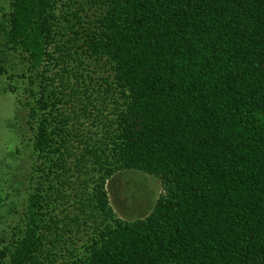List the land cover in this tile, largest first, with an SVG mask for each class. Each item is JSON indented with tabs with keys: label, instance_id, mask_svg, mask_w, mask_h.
Wrapping results in <instances>:
<instances>
[{
	"label": "trees",
	"instance_id": "16d2710c",
	"mask_svg": "<svg viewBox=\"0 0 264 264\" xmlns=\"http://www.w3.org/2000/svg\"><path fill=\"white\" fill-rule=\"evenodd\" d=\"M3 31L35 79L0 264H264V0H14ZM127 170L163 189L131 221Z\"/></svg>",
	"mask_w": 264,
	"mask_h": 264
},
{
	"label": "rangeland",
	"instance_id": "374dc122",
	"mask_svg": "<svg viewBox=\"0 0 264 264\" xmlns=\"http://www.w3.org/2000/svg\"><path fill=\"white\" fill-rule=\"evenodd\" d=\"M13 1L0 0V249L23 216L33 164L26 102L32 101L34 71L22 52L7 48L3 31ZM107 190L116 214L128 221L147 216L163 191L159 178L137 170L116 174Z\"/></svg>",
	"mask_w": 264,
	"mask_h": 264
}]
</instances>
